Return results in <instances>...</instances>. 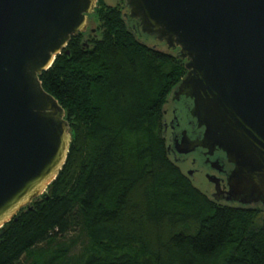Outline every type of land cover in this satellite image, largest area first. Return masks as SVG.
Segmentation results:
<instances>
[{
  "label": "trees",
  "instance_id": "trees-1",
  "mask_svg": "<svg viewBox=\"0 0 264 264\" xmlns=\"http://www.w3.org/2000/svg\"><path fill=\"white\" fill-rule=\"evenodd\" d=\"M96 11L101 37L72 36L40 74L72 141L57 178L0 228V264H264L260 210L212 200L169 155L178 49L139 38L118 5Z\"/></svg>",
  "mask_w": 264,
  "mask_h": 264
},
{
  "label": "water",
  "instance_id": "water-1",
  "mask_svg": "<svg viewBox=\"0 0 264 264\" xmlns=\"http://www.w3.org/2000/svg\"><path fill=\"white\" fill-rule=\"evenodd\" d=\"M125 2L124 17L139 38L178 49L185 60L173 99L183 105L191 134L183 130L176 150L202 149L205 163L230 165L229 189L218 201L264 204V0ZM96 6L97 0H0V228L66 162L70 122L40 74L86 31Z\"/></svg>",
  "mask_w": 264,
  "mask_h": 264
},
{
  "label": "rangeland",
  "instance_id": "rangeland-1",
  "mask_svg": "<svg viewBox=\"0 0 264 264\" xmlns=\"http://www.w3.org/2000/svg\"><path fill=\"white\" fill-rule=\"evenodd\" d=\"M102 2H104L107 5H112V6L118 5L120 7L121 11H124V12L127 11L126 10V2H125V0H97V6L94 8L93 12L88 15V17H89L88 18V26H87V29L85 31L86 35L89 34V33H96L98 37H101V35H102V30L103 29L101 28V22H100V20L98 18V14H97V11H96V9L100 6V4ZM81 33H84V32H81ZM147 43L149 45H151V46L152 45H157V47H159L161 49H164L166 51H171L172 53H177V50H172L171 48H168L167 46L160 45L156 41H153L152 39H151V41L148 40ZM172 91L170 92V94L168 95V98L166 99V102L164 103V113H163V117H162V123L164 124V127H165V122L166 121L169 122L171 117L173 116L172 115V109L174 107V102L172 101ZM170 131H171L170 129L168 131H165L166 132L165 133V138L167 140L166 141L167 145L171 142V132ZM70 134H71V132H70ZM71 141H72V134H71ZM69 150H70V148H69ZM169 155H170L171 159L173 161H175L180 166L182 171L191 179L193 184L195 186H197L199 189H201L202 192L207 194L212 200L216 201L219 204H230V205H234V206H239V205L240 206L241 205L245 206L244 204H240V203H237V202H228V201L220 202V201H218L216 197L211 196V195H213L212 194L213 186L211 185V183L209 182L207 177L202 172L196 173V177H194V176L191 177V174L188 173L190 170L191 171H195L193 169L195 166L190 160L188 162L187 161H181L183 163H178V160L175 159L174 156H172V153H170ZM197 178H198V182L196 181ZM47 187H45V189L43 190V193L47 190ZM209 191H210L211 195H210ZM31 203H32V201L30 203H28V205L31 204ZM251 207H255V208H258L260 210L259 214L256 217L255 223H254V226H256V227L260 226L263 223V220H264V204L255 205V206H251ZM79 251L80 250H79V247H78V248H75L73 252L77 253Z\"/></svg>",
  "mask_w": 264,
  "mask_h": 264
},
{
  "label": "flooded vegetation",
  "instance_id": "flooded-vegetation-1",
  "mask_svg": "<svg viewBox=\"0 0 264 264\" xmlns=\"http://www.w3.org/2000/svg\"><path fill=\"white\" fill-rule=\"evenodd\" d=\"M173 91H172V101L174 102V107L172 109L173 116L171 117L169 122L167 121L165 122V131H168L169 129L171 130L170 131L171 132V142L168 144V147L170 146L169 152L172 153L175 159H177L178 161L190 160L195 166L193 169L195 171L202 172L207 177L211 185L213 186V191H212L213 196H215L218 199H220V197H223L225 199L226 191L229 189L228 184H227V173L226 172L228 171L229 169L228 167L230 165L227 166L225 164V166L220 170V169L212 167L210 163H205L206 157L203 156L204 150L202 149H200L196 153L194 152L190 155H185V154H180L175 148L176 139L178 141L181 140L183 130L187 129L188 134H191L190 132L191 129L189 128L188 121L185 119V114H184L185 109L182 108L183 105H181V103L176 102L173 99ZM218 154L223 155L221 151L220 152L218 151ZM212 179L215 181H213Z\"/></svg>",
  "mask_w": 264,
  "mask_h": 264
}]
</instances>
